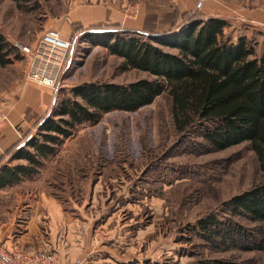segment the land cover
<instances>
[{
  "label": "rangeland",
  "instance_id": "rangeland-1",
  "mask_svg": "<svg viewBox=\"0 0 264 264\" xmlns=\"http://www.w3.org/2000/svg\"><path fill=\"white\" fill-rule=\"evenodd\" d=\"M102 1L106 0H0V30L13 44L35 45L47 30H58L72 42L68 66L58 87L55 90L40 88L48 91L49 106L39 118V127L53 115L56 105L72 96V91L80 84H129L155 78L147 71L126 68L122 58L111 54L103 45L93 44L90 35L130 34L150 40L155 38L153 36L163 38L176 34L190 19L218 16L228 19L225 33L233 40L247 36L255 42L258 55L263 51L264 20L260 25L252 23L250 26L239 19V14H209L202 7L204 0H148L146 33L117 28L116 24L87 28L68 19L75 2ZM134 1L137 12V2L142 3V0ZM249 1L254 6H264V0ZM59 25L69 34H64ZM153 43L177 53L175 48ZM29 64V56L20 51V58L0 66V93L30 83L27 79ZM171 108L170 97L163 93L153 103L136 111H110L97 124L79 126L74 136L65 140L60 154L78 152L85 157L83 172L87 177L79 189L73 187L72 174V188L64 186L65 193L63 187L58 189V194L82 203V213L96 220L95 227L103 239L113 233L117 237H128L127 243L121 244L124 248L128 243L136 245L138 251L149 248L154 258L148 260L151 264H203L215 259L264 264V245L261 249H246L233 246L231 242L216 244L204 237L199 228L201 220L215 214L226 224L229 218L241 224L248 230L247 235L256 241L264 240L258 232V223L231 215L224 207L232 196L262 180L250 142L213 150L198 134L178 133ZM73 194L79 198H74Z\"/></svg>",
  "mask_w": 264,
  "mask_h": 264
},
{
  "label": "trees",
  "instance_id": "trees-1",
  "mask_svg": "<svg viewBox=\"0 0 264 264\" xmlns=\"http://www.w3.org/2000/svg\"><path fill=\"white\" fill-rule=\"evenodd\" d=\"M228 25L223 17L207 16L190 19L179 32L163 38L154 34L155 38L150 40L130 34L90 35L93 44L103 45L122 58L126 68L147 71L155 78L129 84L85 82L76 86L72 96L62 99L53 115L32 136V150L23 149L15 154V159L25 163L0 168V188L39 178L40 186L63 204L77 203L62 197L58 189L72 188L73 177V187L80 189L87 177L83 172L87 160L77 150L60 154L65 140L74 136L79 126L97 124L107 112L136 111L167 93L178 133L198 134L213 150L250 142L262 180L232 196L224 207L231 215L258 223V232L264 237V47L258 55L252 38L241 35L233 40L225 33ZM153 42L175 48L177 53ZM17 58L19 49L0 30V66ZM227 222L210 214L199 222V228L204 237L216 244L231 242L246 249L263 247L264 240L256 241L247 235L248 230L241 224L231 218ZM203 264L246 263L215 259Z\"/></svg>",
  "mask_w": 264,
  "mask_h": 264
},
{
  "label": "crops",
  "instance_id": "crops-1",
  "mask_svg": "<svg viewBox=\"0 0 264 264\" xmlns=\"http://www.w3.org/2000/svg\"><path fill=\"white\" fill-rule=\"evenodd\" d=\"M134 2H75L68 19L87 28L116 24L117 28H133L134 32L146 33L148 0L137 2V12ZM203 3L204 11L209 14H239V19L250 26L252 23L260 25L264 20V6H254L249 0H204ZM61 30L69 34L64 27ZM26 83L0 93V110L8 117L0 130V168L5 164L25 163L14 156L23 149L32 150L29 142L36 135L39 118L49 106V93L44 90L47 87ZM82 207V203L63 204L40 186L39 178L0 188V244L8 250L19 248L27 253L49 250L63 264H73L77 260L79 264H151L152 261L148 262L152 258L149 248L138 251L136 245L128 243L126 248L121 245L127 243L128 237L108 233L103 239L95 227L96 220L82 213Z\"/></svg>",
  "mask_w": 264,
  "mask_h": 264
},
{
  "label": "built area",
  "instance_id": "built-area-1",
  "mask_svg": "<svg viewBox=\"0 0 264 264\" xmlns=\"http://www.w3.org/2000/svg\"><path fill=\"white\" fill-rule=\"evenodd\" d=\"M15 46L30 58L27 70L28 81L55 90L68 66L67 63L72 50L71 40L62 36L58 30H47L35 45L15 42ZM7 120V115L0 112V130ZM0 263L63 264L60 258L49 250L41 249L35 253H27L19 248L8 250L1 244ZM79 263L80 261L77 260L73 264Z\"/></svg>",
  "mask_w": 264,
  "mask_h": 264
}]
</instances>
